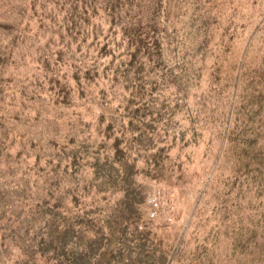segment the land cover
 <instances>
[{"label":"rangeland","instance_id":"1","mask_svg":"<svg viewBox=\"0 0 264 264\" xmlns=\"http://www.w3.org/2000/svg\"><path fill=\"white\" fill-rule=\"evenodd\" d=\"M0 264H264V0H0Z\"/></svg>","mask_w":264,"mask_h":264},{"label":"trees","instance_id":"2","mask_svg":"<svg viewBox=\"0 0 264 264\" xmlns=\"http://www.w3.org/2000/svg\"><path fill=\"white\" fill-rule=\"evenodd\" d=\"M134 44H135V47H134L133 51H132L131 54H130V58H129V60H128V64H129L133 59H135V57L137 56V54L139 53L140 50H142V52H145V54H146V56H147L148 58H151L152 55H151L148 51H146L147 49H143L144 42H143L142 39H137V40H135V43H134ZM116 145H117V141H114L113 147L115 148Z\"/></svg>","mask_w":264,"mask_h":264},{"label":"crops","instance_id":"3","mask_svg":"<svg viewBox=\"0 0 264 264\" xmlns=\"http://www.w3.org/2000/svg\"><path fill=\"white\" fill-rule=\"evenodd\" d=\"M150 136V135H149ZM152 146V144H148L147 146H144L143 147V150H144V152H145V150H148L150 147ZM142 162H143V164H144V166H145V169L147 168V169H149V168H151L152 166H153V164L151 163V160H150V158H146V159H143L142 157H141V161L140 160H138V158L136 159H131V163H133V164H131V166L130 167H132L133 168V165H134V168H136V166L138 165V164H142Z\"/></svg>","mask_w":264,"mask_h":264}]
</instances>
